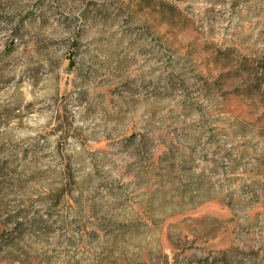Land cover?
Returning <instances> with one entry per match:
<instances>
[{
  "label": "rangeland",
  "instance_id": "1",
  "mask_svg": "<svg viewBox=\"0 0 264 264\" xmlns=\"http://www.w3.org/2000/svg\"><path fill=\"white\" fill-rule=\"evenodd\" d=\"M0 264H264V0H0Z\"/></svg>",
  "mask_w": 264,
  "mask_h": 264
}]
</instances>
